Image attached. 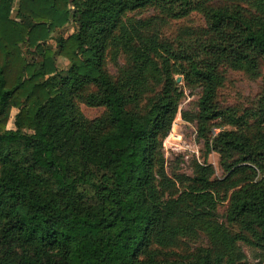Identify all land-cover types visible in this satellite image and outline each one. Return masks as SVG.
Instances as JSON below:
<instances>
[{
  "label": "trees",
  "instance_id": "trees-1",
  "mask_svg": "<svg viewBox=\"0 0 264 264\" xmlns=\"http://www.w3.org/2000/svg\"><path fill=\"white\" fill-rule=\"evenodd\" d=\"M1 18L0 264H264V0H0ZM229 70L262 78L247 106L220 100ZM179 113L204 143L190 174L165 156Z\"/></svg>",
  "mask_w": 264,
  "mask_h": 264
},
{
  "label": "rangeland",
  "instance_id": "rangeland-1",
  "mask_svg": "<svg viewBox=\"0 0 264 264\" xmlns=\"http://www.w3.org/2000/svg\"><path fill=\"white\" fill-rule=\"evenodd\" d=\"M191 21L194 24H202L203 18L200 14H193ZM0 28L3 30L5 36L12 40L18 37L17 31L8 19H0ZM32 60L40 59L39 56H29ZM121 63L124 59L121 58ZM112 72L116 71V67L112 64L109 65ZM262 83V78L251 79L241 71L229 70L227 73V80L220 92V100L225 104H236L244 107L250 104L253 98L259 92ZM186 97L181 103V110H186L194 107V102L198 99L199 93L197 91L186 90ZM81 108L85 115L89 118H95L103 112L102 107H88L84 104ZM17 109L12 110V117L8 123L9 128L14 127V115ZM165 156L167 159V167L170 171L172 168L178 167L179 170L191 173L190 163L193 158L203 160L204 143L197 137V127L194 122L186 121L179 113L174 121L173 127L164 141ZM208 162L212 163L216 170L217 175L222 176V169L219 164V154L211 152L207 157ZM222 211L223 208L221 207ZM249 260L252 263L256 262L255 251L248 246H244Z\"/></svg>",
  "mask_w": 264,
  "mask_h": 264
},
{
  "label": "water",
  "instance_id": "water-1",
  "mask_svg": "<svg viewBox=\"0 0 264 264\" xmlns=\"http://www.w3.org/2000/svg\"><path fill=\"white\" fill-rule=\"evenodd\" d=\"M181 78H182L181 76H178L177 77V81L180 82L181 81Z\"/></svg>",
  "mask_w": 264,
  "mask_h": 264
}]
</instances>
